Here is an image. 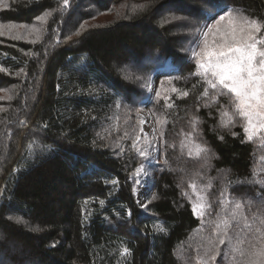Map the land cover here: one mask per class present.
<instances>
[{
    "label": "trees",
    "instance_id": "obj_1",
    "mask_svg": "<svg viewBox=\"0 0 264 264\" xmlns=\"http://www.w3.org/2000/svg\"><path fill=\"white\" fill-rule=\"evenodd\" d=\"M83 1L0 0V24L47 19L37 41L0 36V257L245 264L247 243L230 231L232 241L219 244L215 225L226 216L221 191L242 200L249 219L264 203V135L245 138L232 94L198 74L183 34L208 29L205 13L223 9L260 21L264 34V0H220L218 9L206 0ZM101 15L107 24L91 26ZM144 109L157 121L153 164L141 138ZM143 168L146 207L136 190ZM253 172L260 183L250 182ZM204 203L211 207L201 217L193 206Z\"/></svg>",
    "mask_w": 264,
    "mask_h": 264
},
{
    "label": "snow or ice",
    "instance_id": "obj_2",
    "mask_svg": "<svg viewBox=\"0 0 264 264\" xmlns=\"http://www.w3.org/2000/svg\"><path fill=\"white\" fill-rule=\"evenodd\" d=\"M68 5L69 0H63ZM220 0H206L209 8L218 9ZM203 11V10H202ZM221 10H217L212 19L216 20V31L219 33V42L215 44L211 51L207 49L196 52L199 46L195 41L190 49L194 57L199 56L198 69L202 70L207 84L212 89H226L232 94V103L235 108V114L243 117L246 121L244 125L245 138L251 141L258 132H264V36L257 37V33L262 31L261 22L248 17H241V23L237 24L234 20H229L227 28L221 30L220 23L225 20V15L220 14ZM228 12L231 17V11ZM208 14L205 13L207 19ZM3 25H0L2 28ZM207 27V25H206ZM209 31H212L209 28ZM79 34V33H77ZM0 35L3 32L0 31ZM207 35V33H205ZM176 91V89H173ZM219 94L223 95V92ZM159 95V93H157ZM187 95V92L184 93ZM207 95V90H205ZM228 116L227 111L224 113ZM231 123V117L227 123L221 122V126L227 127ZM207 151V149H201ZM142 156L143 152L140 153ZM139 171V169L137 170ZM252 181L260 183L257 174L253 172ZM220 205L225 211L227 218L222 219L215 225L219 244H225L232 241L229 232H233L236 237L237 245L247 243V249H240L241 255L246 257L245 264H264V203H261L257 212H253L251 219L244 211V202L242 200L225 199V192L220 193ZM231 203L234 205L231 209H225V205ZM253 201L249 199L247 206L251 210ZM199 207V215L203 217L204 209L210 208L211 205L204 203L193 206V212H197ZM16 223H26L20 217L15 218ZM258 222V225H257ZM223 224V231L221 229ZM32 231H40L39 228H31ZM159 231L164 232L163 227ZM124 254L128 253V249L122 250ZM219 250L210 257L212 261L216 260Z\"/></svg>",
    "mask_w": 264,
    "mask_h": 264
},
{
    "label": "rangeland",
    "instance_id": "obj_3",
    "mask_svg": "<svg viewBox=\"0 0 264 264\" xmlns=\"http://www.w3.org/2000/svg\"><path fill=\"white\" fill-rule=\"evenodd\" d=\"M168 0H164L163 2H167ZM116 3V2H115ZM81 4L86 5V1L81 2ZM5 5H0V9L5 8ZM76 8L78 9V7L76 6ZM80 10V9H78ZM157 10V9H156ZM221 13H225V11L222 12V10L220 11ZM216 12L213 13H208V26L209 28L212 29V31H209L208 29H203L202 31H190V32H182L184 33L183 36H185L187 39L186 44L184 45V49L185 51H187V53H190L192 55V52L190 51V49L193 47V42L195 40L198 39V47L196 48V52H201L202 50L207 49L208 51H211L212 48L215 46V44L217 42H219V33H217L216 31V20L219 19V16H216V19H212V16H215ZM109 15H101L99 17V19L91 22V26H103L105 24H107L109 18ZM225 20L222 21L219 25V27L221 28V30L225 29L228 27L229 25V20L232 19L234 20L235 23L239 24L241 23V19L240 17L236 16V15H232L231 17H229L228 15L225 16ZM42 21L45 22L47 21V19L41 20V22H39V24L37 25H33L32 27H23V26H18V25H7V24H0L3 25L2 28H0V31L3 32V35H0L2 37H8V38H13V39H18V40H28L31 42L37 41L41 36H42ZM186 21V20H185ZM172 23V22H171ZM170 24V23H169ZM181 33V34H182ZM205 33H207V35H205ZM264 36V34L257 33V37H261ZM193 56V55H192ZM195 59L198 61L200 60L199 56H196ZM168 90V87L164 88V93H166ZM153 92V86L151 85L149 87V93L148 95H151ZM169 94V93H168ZM140 124H141V138L144 141V144L146 145V147L144 148V152L146 153L145 155L149 158H151V163H155L156 162V155H157V150H158V146H159V135H158V131H157V121L155 119V117L153 116L152 112L149 110H142L140 111ZM264 135V132H258L255 136H262ZM140 138V139H141ZM222 177H224L223 175H221ZM149 177H150V171L147 168H143L139 174H138V183H137V200L138 203L141 207H146L147 204V199H148V195H149ZM231 205V204H230ZM227 218V216H225L223 219ZM222 221V220H221ZM220 221V222H221ZM220 231H223V224L221 223V229ZM217 233V232H216ZM217 235V234H216ZM216 242V239L215 241ZM0 257V264H8L6 262L5 259H3ZM212 260H210L209 262H211ZM199 264H208L206 262L202 263L199 262Z\"/></svg>",
    "mask_w": 264,
    "mask_h": 264
}]
</instances>
